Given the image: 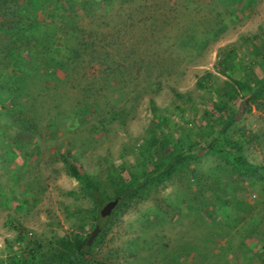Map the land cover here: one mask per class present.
Returning a JSON list of instances; mask_svg holds the SVG:
<instances>
[{"label":"rangeland","instance_id":"1","mask_svg":"<svg viewBox=\"0 0 264 264\" xmlns=\"http://www.w3.org/2000/svg\"><path fill=\"white\" fill-rule=\"evenodd\" d=\"M263 80L264 0H0V264L96 224L82 264H264ZM176 153L100 220L69 173Z\"/></svg>","mask_w":264,"mask_h":264},{"label":"trees","instance_id":"2","mask_svg":"<svg viewBox=\"0 0 264 264\" xmlns=\"http://www.w3.org/2000/svg\"><path fill=\"white\" fill-rule=\"evenodd\" d=\"M219 53L222 55L225 54L226 51L221 50ZM219 61L223 65H226V56L224 58H219ZM224 71L225 69L222 68L221 72L224 73ZM249 90V100L258 99L264 90V80L255 87H249ZM215 140L216 139L211 140L206 147L201 148L200 150L222 152V149L216 144ZM179 159V153L169 155L168 157L165 156L164 159L157 164H154L150 170L144 171L140 176V180L130 179L124 181L123 184H119L116 192L112 196L106 194L97 183L92 181L85 173L79 171L75 165L69 168V173L84 186L96 210L100 211L106 202L117 199V204L111 210L112 212L122 204L124 199L134 196L138 190L146 184L167 178V176L173 171V165L179 162ZM100 219L101 217L99 213V220ZM93 242L88 245L87 238L74 236L72 238H61L56 242L55 246H50L47 249H43L40 243H35L33 248L28 252L29 257L25 261V264H82L90 255L92 245L94 244Z\"/></svg>","mask_w":264,"mask_h":264},{"label":"water","instance_id":"3","mask_svg":"<svg viewBox=\"0 0 264 264\" xmlns=\"http://www.w3.org/2000/svg\"><path fill=\"white\" fill-rule=\"evenodd\" d=\"M117 199L114 200H110L108 202H106L103 207L100 209L99 213L101 217L107 216L110 214L111 210L114 208V206L117 204ZM99 230V226L95 225L94 229L92 230V232L89 234L88 238H87V244L89 245L92 240L94 239V237L96 236L97 232Z\"/></svg>","mask_w":264,"mask_h":264}]
</instances>
